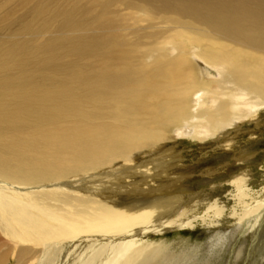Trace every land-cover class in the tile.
Returning a JSON list of instances; mask_svg holds the SVG:
<instances>
[{
	"label": "bare ground",
	"instance_id": "6f19581e",
	"mask_svg": "<svg viewBox=\"0 0 264 264\" xmlns=\"http://www.w3.org/2000/svg\"><path fill=\"white\" fill-rule=\"evenodd\" d=\"M9 2L28 6L11 18L15 31L0 36V245L16 264H166L171 254L154 235L227 218L251 234L262 223L264 190L249 186L247 170L219 183L232 187L226 201L206 192L186 201L170 195L160 179L175 164L170 148L41 184L28 183L33 173L10 156L31 160L34 147L71 169L78 150L102 163L117 140L131 150L186 125L215 134L234 120L258 119L264 57L254 52H264V0H0V11ZM10 12L0 21L10 23ZM193 56L221 78L205 77ZM8 131L17 136L11 146ZM229 134L220 137L225 148L234 143ZM152 180L166 188L165 199L151 197ZM239 236L222 264L240 253Z\"/></svg>",
	"mask_w": 264,
	"mask_h": 264
},
{
	"label": "rangeland",
	"instance_id": "374dc122",
	"mask_svg": "<svg viewBox=\"0 0 264 264\" xmlns=\"http://www.w3.org/2000/svg\"><path fill=\"white\" fill-rule=\"evenodd\" d=\"M8 4L9 7H5L0 11V16H2L6 11L12 9V12H10V23H8L9 20L0 21V36L2 37L15 31L16 25L11 18L21 14L25 11V8L28 7L16 5L15 3L11 4V2L7 3V5ZM167 16L175 17L180 21L191 20L189 17L178 16L173 12H169ZM0 19H2V17H0ZM136 22V25L143 24L140 21ZM194 26L201 28L207 27L206 24H201V22H195ZM254 53L264 57V52L262 51L256 50ZM192 58L195 62L199 63L205 77L209 75L212 79L221 78V74L217 73V69L197 59L195 60L194 56ZM10 81H13V78H10ZM12 86H10V90H12ZM214 88L218 89L219 86H214ZM6 97L7 96L4 98ZM10 99L15 101L16 97H11L10 94ZM241 108L243 111L248 112V106H241ZM256 108V111L259 112L258 119L249 121L248 117H244L234 120L233 123L218 130V132L216 131L215 134L206 132V129H203L202 126L194 130L196 128L186 125V127L178 128L179 130L173 129L171 132L165 133V137L159 136V140L162 141L152 144L147 143L145 146L141 143L142 145L140 147L131 150L124 147L123 141L117 140L115 143L116 149L110 154L108 159L102 163H98V158L91 156V154L98 155L97 153L85 151L84 149L73 153L71 164L74 165L73 168L59 169L58 166L54 165L56 155L45 159L34 147H32L34 151L33 159H17L19 161L16 162L17 160H15L13 156H10V163L18 166L23 171H27V173H33L31 176L32 181H28V183L37 182L41 184L49 180L71 178L74 175H80L86 172L102 171L113 164L118 166L129 158H136L138 160L148 159L152 155L159 154V151H157L155 147L161 146L162 148L164 147L162 150L170 148L169 154L173 158L172 160L170 159L168 163H172V165L175 163L172 167H163L162 171L166 170V175L160 177V179L166 177L163 182L170 185V195L180 196L182 200L186 201L194 195L206 192L210 193V196L214 195L219 197L222 201H226L228 198L227 192H229L232 187L229 184L219 186V183H223L230 174L238 173L241 169L249 172L250 179L248 183L253 190L262 191V188L264 190V104ZM237 127H239V131ZM227 131L230 133L229 135L234 142L230 148L223 147L222 143L224 141L220 138L223 136V133ZM16 132L19 138L24 139L19 130ZM150 132L152 131L149 129L148 135L144 136V141L150 137ZM156 133L157 131L155 134ZM196 133L198 134L196 135ZM4 137L8 139L11 146V143L17 136L8 131ZM9 151L10 149H8V152ZM234 156L236 157L234 158ZM58 157L63 158L65 154H60ZM237 157L243 160L238 161ZM43 160H45L44 163L40 164ZM233 160L235 162H233ZM179 177H181L182 180L178 179ZM174 181H180L181 183L177 185ZM152 182L154 183L150 185L153 186L151 197L157 196V199H165L166 188L161 189L160 183L156 180H152ZM212 185L216 187L214 192L210 190ZM144 189L146 190L147 187ZM123 196L125 195H122V197ZM232 203V200L229 199L228 203H226L228 208ZM235 222L234 219L227 218L223 219L218 226L201 227V225H198L179 233L172 232L163 235H154L152 239L157 242H163L166 245V251L171 254L170 262L168 261L166 264H222L229 245L233 239L240 234L239 223L237 224ZM252 228L253 231H251V234L250 232L240 234L238 243L236 244L237 251H240V253L232 257L231 264H250L254 260L255 262L252 264H264V218L262 223H258ZM251 235L256 237L253 243L251 242ZM8 250L9 247L1 246L0 256H2V254L4 255L0 257L2 258L1 264H16V260L11 256L12 252ZM244 258H248V261L246 260L244 262Z\"/></svg>",
	"mask_w": 264,
	"mask_h": 264
}]
</instances>
